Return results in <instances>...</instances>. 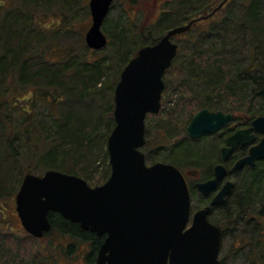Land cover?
Returning a JSON list of instances; mask_svg holds the SVG:
<instances>
[{"label": "trees", "instance_id": "trees-1", "mask_svg": "<svg viewBox=\"0 0 264 264\" xmlns=\"http://www.w3.org/2000/svg\"><path fill=\"white\" fill-rule=\"evenodd\" d=\"M76 1L15 0L14 7L0 17V198L20 189L22 173L28 171L26 164L37 163L44 170L92 182L99 159H109L108 138L116 125L112 104L103 103L112 91H107V79L111 75L112 85L118 83L141 48L157 43L172 28L210 14L213 16L202 20V26L197 24V29L194 26L189 31L192 37H200L191 54L179 65V46L167 74L183 76L180 86L184 92L187 88L191 92L190 110L232 112L244 125L264 115V0H228L220 10L217 8L223 0H171L164 3L170 8L161 12L156 23L143 21L140 27H132L120 22L111 29L103 25L115 45L109 47L107 56L92 61L87 55H74L67 47L62 58L51 59L57 43L49 30L58 31L48 28L43 19L52 15L63 23L61 31L70 29L68 11ZM5 7L0 3V8ZM19 88L22 92L32 90L28 108H16L12 102ZM39 103L49 109L50 115L35 123L32 112ZM188 123L178 119L174 126L165 128L166 132L160 130L161 143L156 148L162 149L160 155L147 153V162L162 161L182 169L183 165H192L203 170L207 178L219 160L218 144L207 143L206 139H178L176 130L182 126L186 129ZM172 138L168 145L167 140ZM178 150L182 154L176 156ZM110 174L109 163L96 186L105 183ZM193 200L194 204L200 200L196 190ZM50 220L51 231L43 239L55 236L69 240L64 247L67 253L83 246V251H88V264H95L105 237L83 231L56 213L50 214ZM210 220L223 232L222 264H235V260L264 264V161L239 174L232 196L224 206L212 208ZM11 237L0 228V239ZM2 249L0 245V264H17L12 260L15 257Z\"/></svg>", "mask_w": 264, "mask_h": 264}, {"label": "water", "instance_id": "water-1", "mask_svg": "<svg viewBox=\"0 0 264 264\" xmlns=\"http://www.w3.org/2000/svg\"><path fill=\"white\" fill-rule=\"evenodd\" d=\"M114 1L90 0L92 25L85 40L91 50L108 45L102 27ZM211 15L170 29L159 42L141 48L122 71L114 95L116 125L107 144L111 174L104 184L92 187L82 177L57 170L24 176L15 198L16 211L30 236L43 239L52 228L50 214L56 213L83 231L105 237L96 264H222L223 233L209 216L212 207L225 203L233 183L227 182L209 206L192 214L184 173L164 162L149 166L142 150L147 116L160 113L164 76L177 57L179 46L173 39ZM232 119V113L202 109L187 133L192 138L216 133ZM253 132L264 135V115L227 139L223 160L237 146L253 143ZM263 159L264 138L234 167L254 166ZM226 175L227 169L217 166L215 178L199 183V190L210 195Z\"/></svg>", "mask_w": 264, "mask_h": 264}, {"label": "rangeland", "instance_id": "rangeland-1", "mask_svg": "<svg viewBox=\"0 0 264 264\" xmlns=\"http://www.w3.org/2000/svg\"><path fill=\"white\" fill-rule=\"evenodd\" d=\"M14 1L15 0H0V3H4L7 6L4 8L5 10L3 8H0V17L4 15L6 9H12L14 7ZM169 1L171 0H116L108 17L106 18L104 28L107 25L108 28L111 29L112 26L115 27L117 24H120V22L125 26L129 24L132 27L134 25L140 27L143 21L147 24L152 22L156 23V19L159 17L161 12L165 11V9L170 8L164 5L165 2ZM89 2L90 0H77L75 4L71 5L70 10L68 11V19L70 20L69 22L72 26L70 27V29L63 28V30L61 31L63 23L60 22V19V23H58V21L52 15L43 19V23L47 24L48 28L56 27L58 31V33H51V30H49L50 36L53 37L54 42L57 43V45L55 46L56 52L52 53V55H49L51 59L58 60L62 58L64 49L68 47L69 49H73L72 51L74 52V55L77 54L80 58H83V56L87 55V58L93 61L94 59H99L101 57L109 55V50L111 49H109V47H111L112 45L113 47H115V45L112 44L113 42L110 40L108 34H106V32L104 31L109 39L108 47L100 51H95L88 48L85 37L87 31L92 25V16ZM39 15L42 16L41 14ZM200 22L198 24H201L202 26L204 23ZM195 25L197 26V24H194V26ZM196 26L195 29H197ZM191 32L179 35L174 39V41L179 44L181 49L179 52V58L177 60V63L179 65L185 57L191 54V49L195 45H197V40L200 39V37L196 35L192 37ZM165 77L167 87L163 96V107L161 109V112L158 115H149L147 118L146 130L148 138L147 145L143 148L145 154L152 153V155H154L155 153L158 154L162 150H156L158 145H160L161 143L159 133L160 130L166 132L165 128L172 127V125L174 126L175 122L178 121V119L179 121L186 120L188 123L190 118L199 111L190 110L189 108L190 104H192L193 101L190 102V90L187 88L186 92H184L185 88H181L180 86L183 76L169 72ZM113 79L114 78L111 75L110 78L107 79V91L110 88L112 91L111 94H109L108 91L106 100L105 102H103L106 104V106L112 104V111L115 107L114 95L116 86L118 84L113 83L114 85H112ZM31 92V89L27 91L23 90L22 92V88H19L17 92L15 91L13 93V96H15V98L11 97L10 100H12V98L15 99V101L13 99L12 102L16 104V108H28L30 99L27 98L32 96ZM17 97L21 98L20 101L16 100ZM32 113L34 114L33 119L35 123L41 118H46L50 115L49 109L41 103L37 105L36 111H33ZM242 116L244 117V115ZM112 117L114 118V115H112ZM16 118L17 120L21 119L19 118V115H16ZM185 130L186 129H184L183 126L176 130L175 133L178 139L187 138ZM174 131L175 130H173L172 132ZM201 139H198L197 141ZM203 139H206L207 143H212L213 141L217 142V144L219 143V137H204ZM172 140L173 138L171 140H167L168 145H170V141ZM181 154V150L175 152L176 156H179ZM154 160L158 159H153V161ZM109 163L110 161L108 157L105 158V156H102L99 159V162L97 163L98 168H96L95 171V176L93 177V179H91L92 182L87 181L90 186L96 187V182L98 180H103L101 177V172L105 169H108ZM150 164H152V162H148V165ZM26 166H28V171H24L22 173L23 178L27 173H33L35 175L41 176L48 170L42 169L37 163H33L31 165L26 164ZM39 167L40 169H38ZM18 191L19 190H17V192L13 195L9 196L10 198H0V228L3 230V234L10 233L12 235L9 240L2 238L0 239V245L1 247H3L2 252H9L12 257H15L12 258V260H14L13 263L17 261V264H88V251H83V246L81 249L75 248L73 253H67L64 247L66 248L69 240H58V238H56L55 236L49 239H31L33 237L28 235L23 229L16 211L15 198ZM3 227L5 229H3ZM61 242L64 243L62 244ZM235 264L247 263L244 260H235Z\"/></svg>", "mask_w": 264, "mask_h": 264}, {"label": "flooded vegetation", "instance_id": "flooded-vegetation-1", "mask_svg": "<svg viewBox=\"0 0 264 264\" xmlns=\"http://www.w3.org/2000/svg\"><path fill=\"white\" fill-rule=\"evenodd\" d=\"M164 92H163V96H164ZM162 107H163V100H162ZM209 110L212 112L221 111V110H211V109H209ZM199 111H201V110H199ZM223 112H225V111H223ZM197 113H195V114H197ZM226 113H228V112H226ZM194 115L190 118V121H189V123L186 127V130H185V132L187 134V139H190L192 141H197L198 139H201V138L203 139L204 137H211V138L219 137L218 147H219L220 155H219V160L216 161L212 166V168H213L212 174L207 178L203 177V170H201L200 168H196L195 166L183 165V167H184L183 169L176 166L184 173V175L187 179V182H188V185L190 188L191 198H192V212L193 213H195L199 209H202L203 207L209 206L210 203L212 202V200L214 199V197L223 189L225 184L227 182H232L233 188H232L230 194L226 197L225 203L222 205L214 206L212 208L214 209L217 207L224 206L226 204L228 198L230 196H232L233 191L235 190L236 178L239 176V174L243 173L247 170H250V169H255L259 165V163L264 161V159L259 160L256 162V164L254 166L246 165L241 169H235V167H234L240 159H243L249 155L252 147L257 146L261 142V140L264 138V135H261V134L256 133V132H253V134L256 135V140L253 143H251L249 145H245V146H243V145L237 146L235 149H233L231 151V153L227 156V158L225 160H223V158H222V149L227 146V139L230 136H232L233 134H235L240 129L251 128L252 122L254 120H251L250 124H246V125L240 124L238 116L233 114V119L225 127H223L220 131H218L216 133H212V134H204L199 138H192L188 135L187 128H188L189 124L191 123ZM157 162H162V161H157ZM164 163H167V162H164ZM169 164H171V163H169ZM220 165L224 166L227 169V175L221 181L218 182L215 190L210 195L206 196L199 190L198 184L214 179L215 178V169L217 166H220ZM194 190H196V192L198 193V198L200 199L199 200L200 202L198 201V203H196V204H194V200H193V191ZM204 202H205V204H204ZM203 204H204V206H203ZM196 208H197V210H196ZM209 218H210V216H209Z\"/></svg>", "mask_w": 264, "mask_h": 264}]
</instances>
